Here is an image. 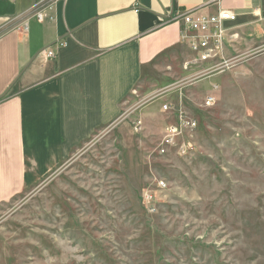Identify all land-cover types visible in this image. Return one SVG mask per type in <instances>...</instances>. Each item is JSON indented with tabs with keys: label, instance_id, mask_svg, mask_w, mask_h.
I'll return each mask as SVG.
<instances>
[{
	"label": "rangeland",
	"instance_id": "obj_1",
	"mask_svg": "<svg viewBox=\"0 0 264 264\" xmlns=\"http://www.w3.org/2000/svg\"><path fill=\"white\" fill-rule=\"evenodd\" d=\"M181 51L115 125L0 207V264H264V50L200 80ZM180 108L198 129L163 155Z\"/></svg>",
	"mask_w": 264,
	"mask_h": 264
},
{
	"label": "crops",
	"instance_id": "obj_2",
	"mask_svg": "<svg viewBox=\"0 0 264 264\" xmlns=\"http://www.w3.org/2000/svg\"><path fill=\"white\" fill-rule=\"evenodd\" d=\"M219 9L237 16L239 52L264 50V0H0V207L115 125L145 75L174 71L184 26L169 12Z\"/></svg>",
	"mask_w": 264,
	"mask_h": 264
},
{
	"label": "built area",
	"instance_id": "obj_3",
	"mask_svg": "<svg viewBox=\"0 0 264 264\" xmlns=\"http://www.w3.org/2000/svg\"><path fill=\"white\" fill-rule=\"evenodd\" d=\"M14 2L15 0H9ZM40 3H54L59 0H37ZM169 21L180 20L184 26L181 34V45L186 50L188 59L183 62V70L189 73L188 78L194 80L206 79L210 76L231 70L235 65L243 63L252 53H241L237 44L241 37L238 32L229 28V23L236 20V14L230 10L219 9L209 14L201 11L167 14ZM37 20L45 21L43 11L36 14ZM28 28H25L27 31ZM64 46V43H59ZM48 58H55V53L48 49L45 51ZM216 91V89L214 90ZM216 104L214 93L207 95L204 106L211 108ZM169 107L164 106L167 111ZM178 124L168 127L160 144L159 152L167 154L170 149L177 146L180 138L194 133L198 129V122L189 118L183 108L177 110ZM190 135V134H189ZM183 153H186L185 148ZM164 184L162 183L161 186ZM152 198V197H149Z\"/></svg>",
	"mask_w": 264,
	"mask_h": 264
}]
</instances>
